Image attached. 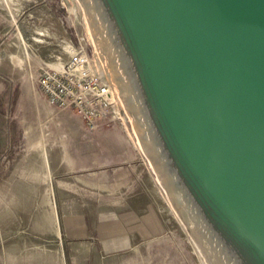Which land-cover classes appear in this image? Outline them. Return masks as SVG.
Listing matches in <instances>:
<instances>
[{
    "label": "water",
    "instance_id": "1",
    "mask_svg": "<svg viewBox=\"0 0 264 264\" xmlns=\"http://www.w3.org/2000/svg\"><path fill=\"white\" fill-rule=\"evenodd\" d=\"M199 264H264V0H70Z\"/></svg>",
    "mask_w": 264,
    "mask_h": 264
},
{
    "label": "rangeland",
    "instance_id": "2",
    "mask_svg": "<svg viewBox=\"0 0 264 264\" xmlns=\"http://www.w3.org/2000/svg\"><path fill=\"white\" fill-rule=\"evenodd\" d=\"M9 7L11 13L2 7L0 10L4 19V29L0 30V213L17 212L16 205L29 207L30 198L31 207L29 213L20 209L14 224L6 226L8 229L0 222V264H68L61 248L63 242L56 233V221L50 220L46 234L35 228L36 221L42 215L55 214L59 190L55 185L59 181L75 186V192L85 190L86 198H109L113 190L108 183L110 174H114L118 160L126 157L125 150L131 166L128 196L139 190L149 192L153 197L150 202L157 206L159 233L145 238L136 236L134 251L103 264H199L171 209L170 198L165 197L140 153L129 126L133 116L116 84L111 82L121 99L119 119L100 125L95 131H88L73 113H59L47 107L43 96L38 95V68L46 65L55 69L56 57L61 65L67 59L63 51L66 46L81 44L88 54L95 52L71 1L11 0ZM9 16L16 19L17 28ZM13 35L17 46L12 45ZM42 152L47 155L49 171L44 167ZM119 153L123 155L116 156ZM148 159L156 168L151 155ZM56 161L75 165L79 170L52 172L51 163ZM29 173L34 174L36 183L24 205L21 201L28 194ZM63 189L60 188L62 192ZM14 191L16 204L2 202L9 199L8 192ZM64 191L74 193L69 187Z\"/></svg>",
    "mask_w": 264,
    "mask_h": 264
},
{
    "label": "crops",
    "instance_id": "3",
    "mask_svg": "<svg viewBox=\"0 0 264 264\" xmlns=\"http://www.w3.org/2000/svg\"><path fill=\"white\" fill-rule=\"evenodd\" d=\"M1 7L0 5V10H2ZM2 18L0 13V30L4 29L2 24L4 19ZM11 27L10 25L9 31H11ZM9 31L6 33H9ZM12 38V45L17 46L18 40L15 36ZM12 58L15 59V57ZM100 125H103V123H100ZM119 154H116V156L123 155L122 153ZM41 156L45 169L49 171L46 153L42 152ZM124 157V159L118 160L119 163L114 170V174H110L111 179L108 183H110V188L113 190L110 191L109 198L100 195L91 199L86 198L85 190L80 189L75 192V186L59 181L55 185L59 189L56 198L57 206L54 210L55 214L52 213V217L46 214L42 215L36 221L35 228L43 234L47 233L50 220L52 222L56 221V233L63 242L61 248L66 253L68 264H89L90 261L93 264H103V262L113 261V259L135 250L136 244H134L133 239L136 236L145 238L150 234L159 233L157 206L155 203L150 202L153 197L149 195V192L139 190L128 196V181L131 182L128 179V168L131 166H128L126 150ZM70 170H79V168L75 165L57 161L51 163L50 171L52 172H68ZM130 170L132 171V169ZM30 171H35V169H30ZM28 178V194L21 201L22 203L27 196L28 199L30 198L31 188L36 183L33 173H29ZM25 185L23 187L26 188ZM82 186L85 185L82 184ZM67 187L73 189L74 193H66L64 189ZM60 188H64L63 192ZM8 194L9 199H4L2 202L16 204L15 191L13 194L9 192ZM28 205L29 207L20 205L17 207L16 205L17 212L12 210L10 213H0V222H3L5 227L13 225L14 218L21 211L20 209H24L29 213L31 198ZM42 222L44 224L41 226ZM7 227L6 229H8ZM7 261L9 259H6Z\"/></svg>",
    "mask_w": 264,
    "mask_h": 264
},
{
    "label": "built area",
    "instance_id": "4",
    "mask_svg": "<svg viewBox=\"0 0 264 264\" xmlns=\"http://www.w3.org/2000/svg\"><path fill=\"white\" fill-rule=\"evenodd\" d=\"M0 5L6 10L3 0ZM15 22L12 25L17 28L16 19ZM70 48L64 52L67 59L58 70L46 65L38 68L35 76L38 95L43 96L47 107L59 113H73L88 131H95L100 123L119 119V98L111 82L100 74V61L95 54H88L81 44Z\"/></svg>",
    "mask_w": 264,
    "mask_h": 264
},
{
    "label": "bare ground",
    "instance_id": "5",
    "mask_svg": "<svg viewBox=\"0 0 264 264\" xmlns=\"http://www.w3.org/2000/svg\"><path fill=\"white\" fill-rule=\"evenodd\" d=\"M3 3H4V8L9 12V13H11V9H10V7H9V4H10V0H3ZM11 16H12V14H11ZM12 21H13V24L14 23H16L15 22V20L12 18ZM40 35V34H39ZM21 37V36H20ZM90 37V36H89ZM22 38V37H21ZM20 38V39H21ZM33 40H36V41H39L38 43H41L42 41L41 40H38V39H36V38H33ZM90 40H91V38H90ZM91 43H92V46H93V49H94V54H95V57L100 61V64L98 65L99 66V70H100V74L101 75H103V76H106V78L110 81V82H113L114 83V81H113V79H112V77H111V75H110V73L108 72V70H107V68H106V66H105V64L103 63V60L101 59V57H100V55H99V53H98V51H97V49H96V47L94 46V44H93V42H92V40H91ZM67 47H65L64 48V52L66 51V52H69L70 51V47H68L67 49H66ZM55 59H57V63H56V66L58 65V67H55V69L56 70H58L59 68H60V63H59V59L56 57ZM115 84V83H114ZM117 94V93H116ZM117 97L119 98V96H118V94H117ZM122 97V96H121ZM120 99V98H119ZM122 99H123V97H122ZM120 102H121V99H120ZM121 105H122V103H121ZM122 107L124 108V106L122 105ZM127 107V106H126ZM124 109H126V108H124ZM126 110H124V112H125ZM129 112V111H128ZM126 114V113H125ZM130 119V122H129V126H130V128H131V131H132V133H133V135H134V138H135V140H136V143H137V145H138V148H139V150H140V153L142 154V156H143V158L145 159V161H146V163H147V166H148V168H149V170H150V172L154 175V177H155V180H156V182H157V184H158V186L162 189V192L164 193V195H165V197L166 198H168L169 196H168V194H167V192H166V189H165V187H164V185H163V182H162V180H161V178H160V176H159V174H158V172H157V170H156V168L153 166V164L151 163V161L148 159V157L150 156H148L147 157V155H148V152H149V150H148V148H147V146H146V144H145V142H142L141 140V137H142V134H141V132H138L137 130H138V127L136 126L137 124H136V122L134 121V118L133 117H130L129 118ZM136 127V128H135ZM137 129V130H136ZM152 175V176H153ZM169 202V201H168ZM173 206H171V209L173 210V212H174V215L177 217V214H176V212L174 211V209L172 208ZM180 222V221H179Z\"/></svg>",
    "mask_w": 264,
    "mask_h": 264
}]
</instances>
